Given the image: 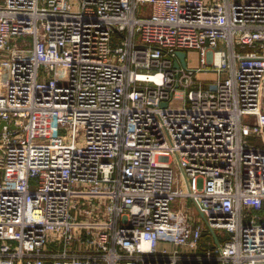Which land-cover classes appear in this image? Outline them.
<instances>
[{"label": "built area", "instance_id": "built-area-1", "mask_svg": "<svg viewBox=\"0 0 264 264\" xmlns=\"http://www.w3.org/2000/svg\"><path fill=\"white\" fill-rule=\"evenodd\" d=\"M1 122L0 264H264V0H3Z\"/></svg>", "mask_w": 264, "mask_h": 264}, {"label": "rangeland", "instance_id": "rangeland-1", "mask_svg": "<svg viewBox=\"0 0 264 264\" xmlns=\"http://www.w3.org/2000/svg\"><path fill=\"white\" fill-rule=\"evenodd\" d=\"M3 4V0H0V5ZM196 53L193 50H188L186 51V59H187V66L189 68L192 67H196L197 65V60L195 59ZM199 78L203 79V78H207V79H212L214 77L213 74H198L197 75ZM67 74L65 72H61L59 79L60 82H63L64 79H66ZM175 99L172 102V105H176V103L178 102V100L183 98V94L181 92H177L175 97ZM178 99V100H176ZM244 138L246 139V141L251 144V145H256L259 147H263L264 148V136H255V135H250V134H246L244 136ZM173 166L176 168L177 167V162L175 160L172 161ZM177 170V169H176ZM4 186H6L7 188L12 187V184L9 183H4ZM184 206L189 208V210H192L193 206L190 203V201H184ZM84 205L82 204H77L76 202H72V208H71V213L75 216L78 217L77 212L79 211V209H83ZM197 217L198 214H197Z\"/></svg>", "mask_w": 264, "mask_h": 264}, {"label": "water", "instance_id": "water-1", "mask_svg": "<svg viewBox=\"0 0 264 264\" xmlns=\"http://www.w3.org/2000/svg\"><path fill=\"white\" fill-rule=\"evenodd\" d=\"M177 56L179 58L180 65L182 67H185L186 66V61H185L186 53L180 51V52H177ZM175 67H178V64L177 63L175 64ZM162 106H166V103H162ZM3 124H6V122H1L0 123V129H1V127H2ZM11 128L13 129L14 128V125H11Z\"/></svg>", "mask_w": 264, "mask_h": 264}, {"label": "crops", "instance_id": "crops-1", "mask_svg": "<svg viewBox=\"0 0 264 264\" xmlns=\"http://www.w3.org/2000/svg\"><path fill=\"white\" fill-rule=\"evenodd\" d=\"M48 264H50V263H48Z\"/></svg>", "mask_w": 264, "mask_h": 264}]
</instances>
